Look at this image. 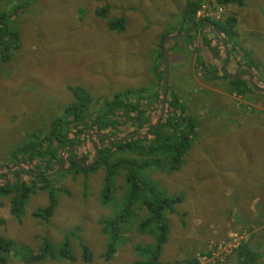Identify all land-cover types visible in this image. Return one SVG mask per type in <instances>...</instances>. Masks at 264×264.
<instances>
[{
    "label": "rangeland",
    "instance_id": "rangeland-1",
    "mask_svg": "<svg viewBox=\"0 0 264 264\" xmlns=\"http://www.w3.org/2000/svg\"><path fill=\"white\" fill-rule=\"evenodd\" d=\"M185 1L0 0V13L7 18L13 15L6 22L19 36L18 48L7 60L0 61V167L16 158L15 149L25 142L28 133L47 129L51 120L73 102L69 86L84 87L91 95L101 97L143 87L147 93L142 103L153 98V91H162L154 70L156 64L163 68L158 51L165 50L168 85H173L180 98L187 97L192 116L203 128L198 126L179 173L165 176L155 169L168 194H183L175 210L166 211L170 233L164 244V259L173 260L168 264L181 261L189 264L186 259L193 257L197 264H239L228 241L230 236L245 228L264 232V219L255 202L264 197V98L255 91L249 92V96L229 93L227 81L220 77L222 73L231 78L243 73L245 67L238 68L245 63L247 53L255 64L253 83L264 88V0H255L258 9L242 0L239 22L242 28L236 26V35L227 50L213 38L205 24L196 30L193 26L178 32L182 22L178 14ZM202 8L213 6L203 4L199 10ZM100 10L103 14L98 13ZM247 12L253 15L255 23L251 27L257 31L245 32ZM202 16L197 10L196 17ZM118 17L125 18L124 28L110 29L109 20ZM204 37L210 39V47L218 50V54L213 55L204 47ZM243 77L249 79V73ZM168 99L167 94L163 117L169 108ZM149 107L145 114L155 122L162 110V97L161 107L158 101ZM216 115H223L228 122L217 123ZM135 128H122L119 136L125 138ZM144 131L145 127L140 129L141 133ZM93 137L90 136L92 142L87 147L78 150L90 153L87 162L94 159L95 144L101 145ZM122 156L137 162L142 160L141 156L132 154ZM54 166H59L57 161ZM145 170L153 173V164ZM61 171L60 166L58 171L47 175L54 186H63L68 193H59L55 210L46 220L32 213L47 206V188L29 187L30 195L20 220L10 213V197L19 195V191L14 190L8 196L0 193V218L4 219L0 223V235L36 250L43 237L61 244L65 232L73 229L89 246L93 260L85 263L80 259L81 250L72 237L74 261L26 263L10 257L6 264H132L135 259L132 248L149 236L136 233L137 219L122 231L125 240L117 245L114 258L106 261L101 256L108 238L102 232L100 219L110 211L101 206L99 199L103 168L76 176L59 174ZM20 175L27 185L35 178L24 172ZM4 180L6 183V176H1L0 183ZM144 213L145 210L140 215ZM11 250L20 257L14 247ZM259 251L263 256L264 242Z\"/></svg>",
    "mask_w": 264,
    "mask_h": 264
},
{
    "label": "trees",
    "instance_id": "trees-1",
    "mask_svg": "<svg viewBox=\"0 0 264 264\" xmlns=\"http://www.w3.org/2000/svg\"><path fill=\"white\" fill-rule=\"evenodd\" d=\"M214 1L217 5L223 6L232 4L238 7L241 3L240 0ZM211 2L213 0H186L184 7L180 9L181 13L178 14L179 20L182 19V29L180 28L178 32L188 30L193 26H196V30L200 24H205L213 34V38H217L220 46L227 50L233 40L232 37L236 35V12L228 10L225 16L217 20H212L209 17H196L197 10L203 4ZM103 12V10L98 11L99 14H103ZM12 17L13 15L7 18L6 14L0 13V61L7 60L19 45L17 31L10 29L6 22ZM108 23L110 29L120 31L124 28L125 18H114ZM209 42L210 39L204 37V47L209 48L213 55L218 54L219 51L211 48ZM160 45L162 44L160 43ZM158 55L163 62V68L160 69L156 64L154 72L158 82H161L162 91L160 93L153 91V98L145 103H142V100L146 97L147 89L143 87L124 89L113 93L110 97L93 96L81 86L68 87L74 97L73 102L65 106L60 116L51 120L47 129L40 128L28 133L25 142L15 149L16 158L11 163L0 167V172H2L0 177H5L7 170L11 165H14L9 176V185H6L5 180L0 183V193L5 196L10 195L14 190L19 191V195L10 197V213L13 217L20 220L26 199L30 195L29 187L32 189L35 187L38 189L47 188L48 192L47 206L34 210L33 216L40 220H46L53 213L59 193H68L65 187L54 186L50 182L51 176L47 175L58 171L60 166L62 171L59 174L71 173L73 176L83 172L96 173L97 169L102 167L104 174L101 176L102 186L99 199L101 206L110 211L107 216L100 219L102 232L108 238L101 256L106 261L114 258L117 245H121L125 240L122 237V231L126 229L127 224L137 219L135 222L136 233L149 236L146 241L138 243L132 248L135 258L132 264H168L166 262L173 261L165 260L163 256L164 244L168 241L170 233L166 211L173 212L175 205L182 202L183 194L181 192L168 194L163 188L156 170L165 176H171L173 173L181 171L185 157L197 136L200 122L192 116L191 109L186 102L187 97L180 98L171 84L167 85L169 108L166 110V117L162 116L160 121L155 124L156 121H151L153 117L145 114V109H149V106L156 101H158V107H161L165 84V57L163 51H158ZM246 57L245 63L255 68V64L247 53ZM248 73L245 68L243 73L235 78H231L227 73H222L220 78L227 81L226 90L229 93L249 96L251 94L249 92L255 91L264 98V91L257 90L252 86L248 77H243ZM216 94L219 95V93ZM210 111L213 110L210 109ZM228 114V111L224 112L225 116ZM212 117L214 118V116ZM216 120L219 124L228 122L223 115L217 116ZM128 126L136 128L129 130L128 136L125 138L124 135L119 136L122 128ZM200 126L202 127V125ZM143 127H145V131L141 133L140 129ZM91 135H94L101 145L95 144L96 149H92L94 159L87 162V156L90 153H85V150L79 151L89 144V141L92 142ZM122 154L141 156L142 160L137 162L122 156ZM54 161H57L59 165L56 168ZM151 163L153 164V173L145 170ZM24 165H33V167L25 168ZM224 171L228 172V169L225 168ZM22 172L35 177L30 179L31 185H27L23 181L24 179L20 175ZM255 202L259 208L260 217L264 219L262 209L264 197L262 200L256 199ZM144 210L145 213L140 215V212ZM3 222L4 219L0 218V223ZM72 237L77 240V245L81 250L80 259L85 263L91 262L93 260L92 251L77 231L72 229L65 232L61 244H53L43 237L36 250L28 244H17L12 238L0 235V264H6L10 257L18 258L26 263L62 259L74 261L76 254L73 253L70 242ZM263 238L264 232L251 230L248 240L234 248L235 261L239 264H264V255L261 257L259 254V246L264 242ZM11 247H14L20 257L12 253ZM180 263L182 264V261L177 264ZM186 263L197 264V260L195 257L188 258Z\"/></svg>",
    "mask_w": 264,
    "mask_h": 264
},
{
    "label": "water",
    "instance_id": "water-1",
    "mask_svg": "<svg viewBox=\"0 0 264 264\" xmlns=\"http://www.w3.org/2000/svg\"><path fill=\"white\" fill-rule=\"evenodd\" d=\"M164 57H165V61H164V83L165 84H164L163 95H162V110H161L160 116L157 118L155 124H157L160 121V119H161V117L163 115L165 99H166V92H167V85H168V58H167V52L165 50H164ZM242 66L247 68V70L249 72V80H250L251 84L253 85V87L256 88L259 91H264V88L258 87L255 83H253V70H252L251 66L246 64V63H244V64H240L238 69H240ZM12 169H13V167L11 166L8 169V171H7V174H6V185H9L8 176H9V174H10Z\"/></svg>",
    "mask_w": 264,
    "mask_h": 264
},
{
    "label": "clouds",
    "instance_id": "clouds-1",
    "mask_svg": "<svg viewBox=\"0 0 264 264\" xmlns=\"http://www.w3.org/2000/svg\"><path fill=\"white\" fill-rule=\"evenodd\" d=\"M237 6L235 5H232V4H225V13L223 16H225V14H227V11L228 10H234L236 9ZM244 64V63H243ZM248 64V63H246ZM250 65V64H248ZM251 66V65H250ZM243 67V66H242ZM252 68V67H251ZM247 69V68H246ZM240 70V69H239ZM238 70V71H239ZM237 71V73H238ZM237 73H236V76H237ZM257 230V228L254 229V231ZM250 232L248 229H242L240 232H237L235 233L234 235L236 236H230V238L228 239L229 243L234 247L236 248L241 242H244V241H247L248 238H249V235H250ZM262 232V231H261ZM259 254L261 255L262 257V254L260 253L259 251Z\"/></svg>",
    "mask_w": 264,
    "mask_h": 264
},
{
    "label": "crops",
    "instance_id": "crops-1",
    "mask_svg": "<svg viewBox=\"0 0 264 264\" xmlns=\"http://www.w3.org/2000/svg\"><path fill=\"white\" fill-rule=\"evenodd\" d=\"M240 5H239V7H238V10H237V8L236 9H234L235 10V12H236V18H237V26L238 27H240V28H242V24H240L239 25V22L242 20V18H241V12H240V7H242L243 6V1L242 0H240ZM247 3H248V5H250V6H253V8H256V9H258V5H257V3H256V1L255 0H247ZM255 5V6H254ZM255 23V19H254V17H253V15L252 14H250L249 12H247V26H246V28H245V32L247 31V32H249V31H253L254 29H255V31H257V28L255 27V28H253V27H251V26H253V24ZM263 61V64H264V60H262Z\"/></svg>",
    "mask_w": 264,
    "mask_h": 264
},
{
    "label": "built area",
    "instance_id": "built-area-1",
    "mask_svg": "<svg viewBox=\"0 0 264 264\" xmlns=\"http://www.w3.org/2000/svg\"><path fill=\"white\" fill-rule=\"evenodd\" d=\"M208 5H212L213 8H208V9L202 8V10H198V11H201L202 14H204V16H202V17H209L212 20H217L224 15L225 6L217 5L214 0H213V2L209 3ZM197 14L199 15V13H197Z\"/></svg>",
    "mask_w": 264,
    "mask_h": 264
}]
</instances>
